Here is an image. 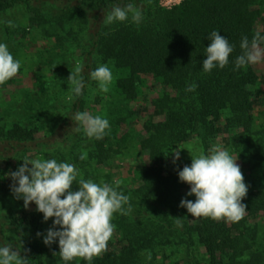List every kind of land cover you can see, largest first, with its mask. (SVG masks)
Returning a JSON list of instances; mask_svg holds the SVG:
<instances>
[{
  "label": "trees",
  "instance_id": "16d2710c",
  "mask_svg": "<svg viewBox=\"0 0 264 264\" xmlns=\"http://www.w3.org/2000/svg\"><path fill=\"white\" fill-rule=\"evenodd\" d=\"M142 2L0 0V13L17 7L27 12L21 34L12 27L5 29L12 39L24 37L27 28L38 37L53 39L54 46L41 62L45 72L69 71L67 46L80 47L84 80L82 94L75 96L61 74L57 84L39 76L32 83L39 93L30 86L17 87L18 97L0 107V247L11 243L22 256L27 250L28 264H264V223L257 221L264 216V122L257 124L254 114L257 102L263 100V88L254 65L235 68L242 38L251 40L257 32L264 36V28L259 29L264 0H182L170 8L154 0L147 13ZM129 3L140 8L141 23L132 22L131 15L124 22L104 23L113 6ZM214 30L235 48L223 69L206 73L202 62ZM97 61L110 64L109 93L123 101H135L147 77L158 83L151 106L152 116L161 118L145 120L135 143L145 161L117 179L102 174L101 168L125 147L132 128L129 118L135 119L138 111L126 107L124 114L109 121L107 134L100 140L87 137L83 129L73 131L77 126L73 117L83 112ZM193 83L195 91H186ZM6 84L17 81L11 78L1 86ZM38 94L56 101L68 94L60 118L35 110ZM122 123L127 128L121 132ZM217 138L228 140L250 171V182L261 186L248 189L242 200L246 212L238 222L194 218L181 208L182 199H196L186 196L190 186L179 180L178 171L187 164L168 161L178 144L195 141L206 155ZM82 154H86L84 160ZM36 159L74 164L78 179L108 183L130 197L132 211L113 214L114 231L107 249L91 261L62 260L58 240L51 246L43 242L53 218L44 222L35 203L26 209L23 200L13 196L7 174ZM70 190L78 191V185L74 182ZM174 218H181L182 226Z\"/></svg>",
  "mask_w": 264,
  "mask_h": 264
},
{
  "label": "clouds",
  "instance_id": "9594fccd",
  "mask_svg": "<svg viewBox=\"0 0 264 264\" xmlns=\"http://www.w3.org/2000/svg\"><path fill=\"white\" fill-rule=\"evenodd\" d=\"M131 15L132 22L141 23L143 16L140 8L129 3L125 7L113 6L104 18L105 24L124 22ZM9 26H13L9 21ZM206 57L202 66L204 72L219 67L223 69L229 63L230 54L235 46L218 31H212L208 37ZM264 36L257 32L251 40L243 37L240 43L241 54L236 57L235 68L260 63L264 59ZM20 69V62L14 60L6 44L0 43V85L15 77ZM82 68L78 65L70 72L68 83L75 96L82 94L84 80ZM91 79L98 82L101 92L109 91L108 85L113 76L107 65H100L90 73ZM195 83L186 91H195ZM73 119L77 126L73 129L97 140L103 139L109 129V121L101 116H92L88 112H77ZM180 152L175 151L173 163L180 160ZM86 154L80 156L81 160ZM190 166L185 165L178 171L179 180L190 186L186 196H195L193 202L182 199L181 208H186L192 217H210L213 220L238 222L243 218L247 205L242 203L246 197L248 186L244 183L241 168L237 159H233L228 151L216 146L210 155L203 153L191 157ZM31 165V167H29ZM80 176L74 164L58 163L55 159H36L31 163L24 161L16 171H10L6 178L12 180L10 190L16 199H22L27 209L35 203L37 211L43 214L44 222L53 218V226L47 230L43 242L51 246L58 240L59 255L64 261H72L80 257L91 261L106 251L114 225L111 223L116 212L128 215L131 211L130 197L108 183L97 184ZM78 191H71L73 184ZM119 185V181L116 182ZM63 197V198H62ZM127 205V208H125ZM177 226H182L181 218H174ZM40 236V233H37ZM55 255V253H54ZM151 259V254L147 257ZM0 264H28V253L24 255L14 250L11 243L0 247Z\"/></svg>",
  "mask_w": 264,
  "mask_h": 264
},
{
  "label": "rangeland",
  "instance_id": "374dc122",
  "mask_svg": "<svg viewBox=\"0 0 264 264\" xmlns=\"http://www.w3.org/2000/svg\"><path fill=\"white\" fill-rule=\"evenodd\" d=\"M182 0H156L157 4L161 7L170 8ZM143 10H149L154 4V0H143L141 3ZM26 18L27 12L23 7H17L12 9L6 13H0V43L6 44L9 52L13 55L14 60H18L20 62V68L22 71H18V74L13 77L16 79L17 84H6L5 86L0 85V107L6 104L11 100H14L18 97L19 88L22 86H30L34 92L39 93V89L36 87H32V83L39 76L47 77L48 79H53L57 84V81L60 77H64L66 82L70 76V72H73L75 67L79 65L80 62V52L81 48H74L72 45L67 46V60L69 61V71H65L64 74L60 72H45L43 70V65L41 62H45L48 56V51L52 49L51 46H54V41L52 38L43 39L38 37L35 33L32 34L31 30L26 29L25 36L20 38L18 41H15L10 37L8 33L5 32L7 27L13 28L16 32H22V28L26 26ZM11 22L13 26H9L8 22ZM264 28V20L261 21L259 25V29L262 30ZM264 47V44L261 45ZM41 64H39V63ZM32 63H38L36 66ZM42 65V66H41ZM100 65H107L110 68V64L108 63H100L96 62V68ZM65 66V65H64ZM255 68L259 73V78L262 83L263 93L261 96L263 100H259L256 104L255 109V118L257 124H262L264 122V59L261 60L260 63L254 64ZM68 84V82H67ZM70 85V84H69ZM52 86V85H51ZM158 90V83H156L152 78L147 77L145 81V85L142 87V94L137 97L135 101L126 102L120 99L119 97H112L109 93L101 92L98 87V82L93 81L91 87L88 91L87 102L84 105L83 112H88L92 116H101L104 119L115 120L117 116L120 114H124V109L126 107L132 108L133 110H137L138 114L135 116V119L129 118L130 122L128 126L132 127L129 135L127 137L126 142L124 143L125 147L121 149L120 152L113 154L110 160V164L103 166L101 168V173L106 174L110 173L112 178H122L124 176L130 175L131 171L141 163L145 161V155L140 151L136 150L135 143L137 138L141 136L142 129L141 125L147 119H153L157 121L160 119V116H152L153 108L151 106V99L154 94ZM38 101L34 103L35 110L41 112L43 110H47L49 113H52L50 116H54L56 118H60L61 113L65 112L64 104L68 103V94L64 97V99L56 100H48L44 97H41V94H38ZM59 102V103H58ZM127 105V106H126ZM127 127L122 123L120 130L123 131ZM129 128V127H128ZM219 146L223 150L228 151L229 155L233 159H237L236 155L232 152L230 144L226 139L217 138L213 147ZM211 148V149H212ZM211 149L208 151L206 155L211 154ZM180 152V161L186 162L188 166L191 165L192 158L197 157L203 153L202 147H199L195 141H187L183 144H178L173 148L172 153L168 156V161H173L172 154L175 151ZM204 154V153H203ZM205 155V154H204ZM237 164L241 168L242 175L244 177V183L250 188H260L257 184H252L250 180L251 173L247 169L246 165H242L240 161L237 159ZM257 221L264 223V216L257 218Z\"/></svg>",
  "mask_w": 264,
  "mask_h": 264
}]
</instances>
